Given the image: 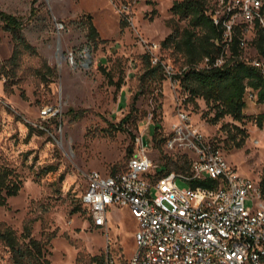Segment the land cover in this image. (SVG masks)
Returning a JSON list of instances; mask_svg holds the SVG:
<instances>
[{
    "label": "rangeland",
    "instance_id": "1",
    "mask_svg": "<svg viewBox=\"0 0 264 264\" xmlns=\"http://www.w3.org/2000/svg\"><path fill=\"white\" fill-rule=\"evenodd\" d=\"M176 1L182 0H0L1 11L25 20L35 7L23 35L38 53L22 50L12 60L15 42L0 22V165L9 166L22 181L19 194L0 207V226L10 227L21 240L29 228L50 264H105L107 248L126 258L136 253L137 223L127 208L110 209L108 231L92 225L80 200L86 175L123 171L142 138L157 169L171 167L183 157L165 149L180 112L190 114L202 134L218 141L238 176L261 181L264 126L257 127L254 118L264 111L263 104L249 103L243 127L248 138L236 149L221 131L223 124L235 123L231 118L213 125L206 103L188 101L180 83L146 76L145 56L150 57L153 44L161 46L157 56L175 71L185 67L182 55L162 44L186 27L171 12ZM86 15L99 32L96 44L89 41ZM251 50L250 45L248 53L254 55ZM100 67L120 86L111 84ZM47 106L58 113L42 119ZM50 166L56 171L43 174ZM177 184L189 187L180 180ZM246 206L253 209L251 201ZM8 256L0 242V264Z\"/></svg>",
    "mask_w": 264,
    "mask_h": 264
},
{
    "label": "built area",
    "instance_id": "2",
    "mask_svg": "<svg viewBox=\"0 0 264 264\" xmlns=\"http://www.w3.org/2000/svg\"><path fill=\"white\" fill-rule=\"evenodd\" d=\"M210 17L220 28V55L206 58L201 67L223 68L234 65L231 47L240 38L243 51L238 60L256 69L264 78V57L253 42L264 34V0H214ZM63 24H58L62 30ZM252 46L254 55L249 54ZM251 50V51H253ZM149 47L153 66H161L166 79L180 83L185 68L175 71ZM246 100L257 104L256 93L246 89ZM58 109L47 106L42 119L55 116ZM142 140L123 171L86 175L87 188L82 205L90 213L95 228L108 231L112 207L127 208L138 223L136 253L126 258L109 248L105 264H264V199L260 185L240 177L229 166L224 153L212 139L192 123L190 114L180 112L165 141L169 152L188 155L190 174L169 172L158 176L157 166L147 154ZM189 185L181 189L177 182ZM213 184L212 187L204 186ZM251 201L253 209H248ZM3 264H12L7 259Z\"/></svg>",
    "mask_w": 264,
    "mask_h": 264
},
{
    "label": "trees",
    "instance_id": "3",
    "mask_svg": "<svg viewBox=\"0 0 264 264\" xmlns=\"http://www.w3.org/2000/svg\"><path fill=\"white\" fill-rule=\"evenodd\" d=\"M214 0H182L174 2L171 12L179 21H185L186 27L181 31L171 33L164 41L163 47H173L183 57L184 68L182 76L178 77L183 90L187 93V100L197 105V100H203L209 111L213 113L210 119L213 125H217L225 118H231L234 124H223L221 131L227 133L233 143V147L241 149L245 145L248 133L244 125L249 120L245 110L249 104L246 100V89L251 88L257 95L258 102L264 105V78L251 66L238 60L242 54L239 48L240 38L235 37L231 47L234 56V65H226L223 68H214L211 65L201 67L206 58L213 62L221 53L218 43L222 39L220 28L215 26L210 17V9ZM36 2L34 3V5ZM35 7L27 20L8 14L0 10V22L4 29L10 32L15 42L12 60H16L21 51L37 55V50L23 35L24 28L30 23L35 15ZM85 20L88 27V38L91 43L99 42V32L92 22V17L86 15ZM122 21L126 24L124 19ZM253 46L258 53L264 57V34L259 32ZM147 63L146 76L159 82H163L165 75L161 66H152L149 55L145 56ZM103 74L113 85L120 86V81L114 83L111 75L102 69ZM130 114L122 122L126 123ZM240 125H238V124ZM257 127L264 126V111L254 118ZM159 127L155 126L152 134L156 139ZM26 140L32 136V132L24 135ZM135 139V138H134ZM162 142V141H160ZM218 149L223 152L218 141H213ZM182 159L171 163V167L163 166L157 172L158 176L169 172L190 174L191 159L188 155H182ZM56 171L53 166L46 167L43 174ZM261 195L264 199V172L259 183ZM212 187L213 184L204 185ZM22 189V181L18 174L7 165H0V207L7 206L10 198L16 197ZM82 204V197H80ZM21 240L10 227L0 226V242L4 244L9 252L8 259L12 264H50L45 259L43 244L31 237L29 228L25 229ZM105 263V257H102Z\"/></svg>",
    "mask_w": 264,
    "mask_h": 264
},
{
    "label": "crops",
    "instance_id": "4",
    "mask_svg": "<svg viewBox=\"0 0 264 264\" xmlns=\"http://www.w3.org/2000/svg\"><path fill=\"white\" fill-rule=\"evenodd\" d=\"M131 213V212H130ZM108 215H109V213H108ZM132 215V214H131ZM133 216V215H132ZM134 218V217H133ZM135 219V218H134ZM136 220V219H135ZM136 223H137V221H136ZM110 227V222H109V216H108V228ZM137 231H138V223H137V230H136V232H135V237H136V233H137ZM135 244H136V242H135Z\"/></svg>",
    "mask_w": 264,
    "mask_h": 264
},
{
    "label": "water",
    "instance_id": "5",
    "mask_svg": "<svg viewBox=\"0 0 264 264\" xmlns=\"http://www.w3.org/2000/svg\"><path fill=\"white\" fill-rule=\"evenodd\" d=\"M144 146L147 147L148 146V142L144 139Z\"/></svg>",
    "mask_w": 264,
    "mask_h": 264
}]
</instances>
